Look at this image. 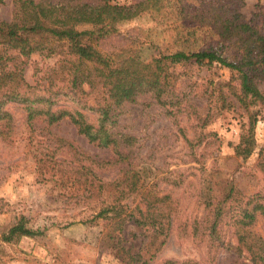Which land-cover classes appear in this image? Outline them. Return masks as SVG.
I'll return each instance as SVG.
<instances>
[{
	"label": "rangeland",
	"instance_id": "rangeland-1",
	"mask_svg": "<svg viewBox=\"0 0 264 264\" xmlns=\"http://www.w3.org/2000/svg\"><path fill=\"white\" fill-rule=\"evenodd\" d=\"M108 1L131 6L140 0ZM150 1L145 11L116 26L103 40L102 52L149 63L215 43L211 26L184 18L190 12L205 17L237 12L264 34V0H215L212 5L208 3L214 0ZM13 3H0V20L12 19ZM57 60L36 53L26 58L25 82L50 96L53 110L77 108L79 99L62 88L66 82L48 85ZM162 62L175 77L164 103L142 97L115 112L118 131L135 138L131 165L93 168L100 182L86 169V159L112 161L111 149L89 143L68 120L27 125L21 104L4 107L9 127L0 136V234L20 217L40 234L0 243V264H236L230 211L249 199L264 205V112L240 105L231 73L220 65L169 67ZM258 88L264 96V83ZM83 89L88 92L87 86ZM82 111L96 118L94 112ZM253 116L254 150L243 159L234 149ZM133 172L140 176L137 190L122 193L123 181H130ZM230 186L235 193L226 201ZM148 204L155 220L137 226L136 211L144 212ZM106 206L117 207L127 219L120 228L121 218L114 213L92 219ZM217 208L224 212L217 230L210 232ZM249 230L264 239V219L257 215Z\"/></svg>",
	"mask_w": 264,
	"mask_h": 264
},
{
	"label": "trees",
	"instance_id": "trees-1",
	"mask_svg": "<svg viewBox=\"0 0 264 264\" xmlns=\"http://www.w3.org/2000/svg\"><path fill=\"white\" fill-rule=\"evenodd\" d=\"M159 1L154 0V4ZM150 2L140 0L125 6L110 4L108 0H14L12 19L0 20V136L8 131V115L4 107L9 103L23 106L27 125L40 120L51 126L68 120L89 143L113 152L115 159L112 161L86 159L89 161L86 169L100 182L93 168L131 165L130 151L135 138L118 131L115 112L121 113L125 106L136 104L142 97H149L160 105L164 103L163 98L175 77L163 67L162 61H168L169 67L220 65L230 71V80L238 90L235 96L240 105L244 108L259 106L264 112V96L258 88L259 83H264V34L242 21L237 12L213 13L207 17L197 13L193 15L194 12L186 13V20L211 26L217 38L215 43L196 52L175 51L149 63H144L137 56L124 57L102 52L103 40L115 32L116 26L145 11ZM212 3L216 4V1H209L208 4ZM35 53L47 58L58 57L57 69L50 72L54 80L50 79L48 85L52 88L66 82L62 88L68 87L79 99L77 108L53 110L55 101L53 104L50 96L38 94L35 87L25 82L24 61ZM83 86H87L88 92ZM234 87L229 84V89ZM88 98L91 100L89 105ZM84 109L94 112L96 118H88L82 111ZM256 123L253 116L248 131L241 135L234 149L236 156L246 159L253 152ZM139 177V173L133 172L130 181L125 179L122 193L126 191L129 195L135 192ZM234 193L235 189L230 186L225 200L233 197ZM116 208L106 206L92 219L109 213L120 217V209ZM151 209V204L144 212L137 209L139 217L133 219L134 223L142 227L153 224L155 219L149 213ZM222 212L224 210L220 208L215 211L210 232L217 230ZM230 212L236 264H264V239L249 230L257 215L264 219V205L249 199L244 206L238 204ZM120 218L117 223L119 228L127 220ZM26 223L27 220L20 217L0 234V243L10 244L23 237L32 238L40 234L28 229Z\"/></svg>",
	"mask_w": 264,
	"mask_h": 264
}]
</instances>
